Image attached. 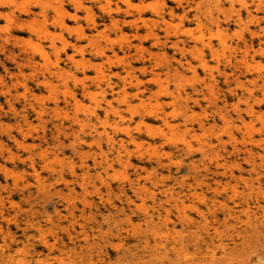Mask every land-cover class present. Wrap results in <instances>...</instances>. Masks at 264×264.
Returning <instances> with one entry per match:
<instances>
[{"label":"rangeland","instance_id":"1","mask_svg":"<svg viewBox=\"0 0 264 264\" xmlns=\"http://www.w3.org/2000/svg\"><path fill=\"white\" fill-rule=\"evenodd\" d=\"M105 1L0 0V264H264V8Z\"/></svg>","mask_w":264,"mask_h":264},{"label":"bare ground","instance_id":"2","mask_svg":"<svg viewBox=\"0 0 264 264\" xmlns=\"http://www.w3.org/2000/svg\"><path fill=\"white\" fill-rule=\"evenodd\" d=\"M74 2H77V0H73ZM108 1V0H107ZM107 1H105V2H107ZM259 1V5L261 6V7H263L264 8V0H258ZM101 2V1H100ZM104 2V3H105ZM83 2H81L80 3V5L82 4ZM79 4V3H78ZM106 4V3H105ZM105 6V5H104ZM108 6V5H107ZM106 6V7H107ZM109 8H110V6H109ZM105 9V8H104ZM108 9V8H107ZM12 13V12H11ZM248 13H249V15H253V12L251 11V10H248ZM0 15L2 16H4V15H6L5 17L8 19V20H12L13 19V16H14V14H13V16L7 11V13H5L4 12V10H1L0 11ZM76 15V14H75ZM237 16H239L237 19L238 20H242V15H241V13H238V15ZM26 20V19H25ZM15 21V20H14ZM13 22V21H12ZM94 22H95V20H94ZM93 22V23H94ZM114 22V21H113ZM18 23H19V21H18ZM25 23H27V22H25ZM65 23V22H64ZM17 24V23H16ZM66 24V23H65ZM95 24H96V22H95ZM23 25H24V23H23ZM65 27V26H64ZM41 33V32H40ZM81 33H84V32H81ZM48 34V33H47ZM83 35V34H82ZM85 35V34H84ZM255 38H258V40L257 41H255ZM242 40H244V39H242ZM222 43H223V41H221ZM220 42V43H221ZM256 42H258V44H259V49H262V51L264 52V26H261V28H259V29H257V30H252L251 31V38L250 39H248V38H246L244 41H243V45L242 46H240L239 45V47L240 48H243V50L244 51H248L249 49H256L255 48V46H256ZM38 43V42H37ZM173 43L175 44V46L176 47H178L179 46V42L178 41H173ZM225 44H228V43H226L225 42ZM209 45V44H208ZM43 46V45H42ZM104 47V46H103ZM103 47L100 49V51L97 49V51H99V52H101V54H103L104 56H106L107 58L106 59H109V54L107 53V52H105L104 51V49H103ZM108 47V46H107ZM106 47V48H107ZM232 46H230V48H231ZM40 48H42V47H40ZM98 48V47H97ZM105 48V47H104ZM183 48H185V46H183L182 47V49ZM43 49V48H42ZM112 49H113V47H112ZM254 49H253V51H254ZM105 50H107V49H105ZM110 50V49H109ZM227 50V49H226ZM38 51V50H37ZM114 51V50H113ZM98 52V53H99ZM258 52V51H257ZM41 55H43V56H45L46 55V53H45V50L43 49V51H41ZM262 53V52H261ZM68 54V53H67ZM116 54V53H115ZM118 54V53H117ZM40 55V56H41ZM102 55V56H103ZM50 56V55H49ZM69 56V58L70 59H72L74 62H75V60H74V56L72 55V54H70V55H68ZM101 56V55H100ZM232 57L233 56H231L229 59H228V61L229 62H231V64H232ZM17 58V57H16ZM33 58V57H32ZM31 58V59H32ZM42 58V57H41ZM47 59V58H46ZM112 59V58H111ZM77 60V59H76ZM234 60V59H233ZM59 61V60H58ZM178 62H179V65L178 66H180L181 65V67L182 66H185V63H184V61H183V58H179L178 59ZM33 63H34V59H33ZM36 63V62H35ZM78 63V62H77ZM130 64V63H129ZM49 65H51V64H49ZM54 65H55V63H54ZM57 65V64H56ZM132 65V64H131ZM130 65V66H131ZM58 66V65H57ZM36 68V67H35ZM127 68V67H126ZM168 68L170 69V70H176V71H178L179 70V68L177 67V66H175L172 62H170V63H168ZM127 69H129V68H127ZM232 69V68H231ZM238 69H239V67H238ZM41 70V69H40ZM49 70H51V69H49ZM100 70V69H99ZM98 70V71H99ZM131 70V69H130ZM226 70V69H225ZM133 71L131 70V73H132ZM238 71H236V70H234L233 69V72L230 74L227 70H226V79L229 81L232 77H234V79H232V80H236V82H240V79H241V73L239 72V73H237ZM51 73L53 74H56L57 76H59L60 74V76H62V75H64V73H65V71H64V69L62 68V67H57V68H55V70H52L51 71ZM154 73V72H153ZM85 75V74H84ZM86 76H88V75H86ZM104 76V75H103ZM158 76V75H157ZM256 77H254V76H252V77H254V80H252V82H254V83H257L258 85H260V87L263 89V91H264V73H262V72H259L258 74H256L255 75ZM70 77V76H69ZM251 77V78H252ZM78 78V77H77ZM253 79V78H252ZM78 80V79H77ZM76 80V81H77ZM86 80V79H85ZM101 80V79H100ZM48 81H50V80H48ZM98 81V80H97ZM111 81V80H110ZM242 81V80H241ZM84 82V81H83ZM16 83V82H15ZM85 83V82H84ZM131 83V82H130ZM110 86L112 87V89L113 90H115V87L113 86V83L112 82H110ZM9 89V88H8ZM88 89V88H87ZM84 90L85 91H87L86 90V87H84ZM104 91V90H103ZM123 91V90H122ZM115 92V91H114ZM139 92V91H138ZM34 94V93H33ZM69 94V93H68ZM70 95V94H69ZM71 95H73V93H71ZM89 95V94H88ZM120 95V94H119ZM121 95H123V94H121ZM130 96V95H129ZM70 97H72V96H70ZM74 97V96H73ZM106 98H105V103L107 104L106 105V110H108L109 111V109H108V107L110 108V107H112V104H113V100L112 99H110V98H107V96H105ZM117 97V96H116ZM243 97V96H242ZM33 98V97H32ZM75 98V97H74ZM114 98H115V96H114ZM113 98V99H114ZM66 99H67V97H66ZM77 99V98H76ZM103 100V99H102ZM146 100H147V98H145L144 96L143 97H141V101H142V103L143 102H146ZM70 101V100H69ZM74 101H76V100H74ZM116 101V100H115ZM127 102V101H126ZM239 102H240V100H239ZM81 103V102H80ZM33 104V103H32ZM59 104V103H58ZM239 104V103H238ZM43 106V105H42ZM58 106V105H57ZM56 106V108H59V107H57ZM115 107V106H114ZM116 107H117V105H116ZM43 108V107H42ZM113 108V107H112ZM236 109H238L237 107H235ZM235 109V110H236ZM241 109V108H240ZM85 110V109H84ZM115 110V109H114ZM225 110V109H224ZM239 110V109H238ZM242 110H244V109H242ZM152 112V111H151ZM244 112V111H243ZM94 113V112H93ZM156 113V112H155ZM158 113V115H162V114H165V112L164 111H158L157 112ZM60 114V113H59ZM244 114V113H243ZM246 114H248V116L249 117H254V116H258V117H262L261 115H258L257 114V111L255 110V108L253 107V106H251V105H248V107L246 108ZM93 115V114H92ZM119 115V114H118ZM222 116L227 120V118L228 117H226V114H223V112H222ZM240 118H241V120L243 121V123H245L246 124V121H245V117L242 115V113L241 112H239V115H238ZM25 119V118H24ZM143 119V118H142ZM247 119V118H246ZM167 121H168V119H167ZM166 121V122H167ZM254 121V120H253ZM228 122V121H227ZM250 122V121H249ZM84 123V122H83ZM243 123H241V124H243ZM78 124V123H77ZM244 126V125H243ZM243 126H241V127H243ZM246 127H247V129H246V132L245 133H247V131H248V133L249 134H251V130H252V127L250 128L249 127V125H247L246 124ZM65 128V127H64ZM67 128V127H66ZM74 129V128H73ZM129 130V129H128ZM126 131V130H125ZM244 131V130H243ZM58 132V131H57ZM129 132V131H128ZM254 133V132H253ZM253 133H252V135H253ZM128 135H130V137L133 139V140H135V136H133L132 134H128ZM246 135V134H245ZM111 136V135H110ZM110 136H109V141H111V139H110ZM246 137V136H245ZM254 137V136H253ZM252 137V138H253ZM114 140H115V138H114ZM234 141V140H233ZM235 142V141H234ZM116 145V143L115 142H113V146H115ZM238 145V144H237ZM122 146V144H120L119 145V147H121ZM246 148L248 147V145L247 146H245ZM114 148V147H113ZM239 148H241V147H239ZM239 150V149H238ZM119 151V150H118ZM241 151H242V149H241ZM243 152H244V150H243ZM246 152H248V154H249V157H253L254 155H256V152H254V150H253V148H248L247 149V151ZM248 154H247V156H248ZM262 156V155H261ZM255 157V156H254ZM246 159V158H245ZM251 159V158H250ZM249 160V159H248ZM254 160H256V159H254ZM264 163V162H263ZM262 163V164H263ZM257 164V163H256ZM218 165V164H217ZM222 165V164H221ZM252 165H254V164H252ZM241 166V165H240ZM222 167V166H221ZM255 167V166H254ZM233 168V167H232ZM210 171H212V170H210ZM230 171V170H229ZM232 171V170H231ZM217 172V171H216ZM225 173V172H224ZM223 173V174H224ZM233 173V172H232ZM231 173V174H232ZM225 175V174H224ZM232 177V176H231ZM227 184V183H226ZM111 187V186H110ZM223 188V187H222ZM224 189V188H223ZM236 193V192H235ZM180 195V194H179ZM178 195V196H179ZM178 196H177V198H178ZM180 197V196H179ZM176 198V199H177ZM181 198V197H180ZM184 198V197H183ZM176 199H174L175 201H176ZM179 200V199H178ZM182 204H185V199H182V200H179ZM179 203V202H178ZM179 205H180V203H179Z\"/></svg>","mask_w":264,"mask_h":264},{"label":"clouds","instance_id":"3","mask_svg":"<svg viewBox=\"0 0 264 264\" xmlns=\"http://www.w3.org/2000/svg\"><path fill=\"white\" fill-rule=\"evenodd\" d=\"M3 247H4L3 245H0V249H2ZM14 264H25V261L18 260V261H15Z\"/></svg>","mask_w":264,"mask_h":264}]
</instances>
